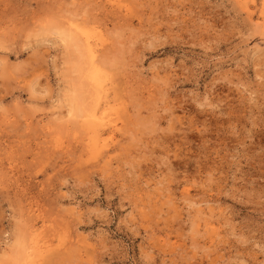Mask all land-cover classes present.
Here are the masks:
<instances>
[{
    "label": "rangeland",
    "instance_id": "374dc122",
    "mask_svg": "<svg viewBox=\"0 0 264 264\" xmlns=\"http://www.w3.org/2000/svg\"><path fill=\"white\" fill-rule=\"evenodd\" d=\"M0 264H264V0H0Z\"/></svg>",
    "mask_w": 264,
    "mask_h": 264
},
{
    "label": "bare ground",
    "instance_id": "6f19581e",
    "mask_svg": "<svg viewBox=\"0 0 264 264\" xmlns=\"http://www.w3.org/2000/svg\"><path fill=\"white\" fill-rule=\"evenodd\" d=\"M79 34V33H78ZM82 37V36H81ZM67 40V39H66ZM74 43H75V40L73 41ZM77 43V42H76ZM92 49V48H91ZM82 51H83V49H82ZM84 52V51H83ZM86 52V51H85ZM86 55V54H85ZM86 59V58H85ZM88 59V58H87ZM83 62V61H82ZM86 62V61H85ZM95 62V61H94ZM89 64V63H88ZM82 67V66H81ZM84 67V66H83ZM80 69V68H79ZM86 72V71H85ZM90 76V75H89ZM90 79V78H89ZM86 80H87V78H86ZM86 82V81H85ZM87 82H88V80H87ZM91 89V88H90ZM100 92V91H99ZM92 96V95H91ZM93 98V97H92ZM77 101V100H76ZM75 106V105H74ZM77 107H79V106H77ZM80 109V108H79ZM88 109V108H87ZM73 110H75V109H73ZM80 111V110H79ZM69 112H71V111H69ZM74 112V111H73ZM87 112H88V110H87ZM75 113H77V112H75ZM79 113V112H78ZM71 114H72V116L74 115L72 112H71ZM82 114V113H81ZM98 109L96 108L94 111H93V113L91 114L92 115V118H93V120L94 119H97L98 118ZM90 115V116H91ZM71 116V117H72ZM84 116V115H83ZM75 117H76V115H75ZM77 117H79V116H77ZM91 118V117H90Z\"/></svg>",
    "mask_w": 264,
    "mask_h": 264
}]
</instances>
